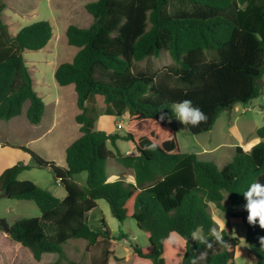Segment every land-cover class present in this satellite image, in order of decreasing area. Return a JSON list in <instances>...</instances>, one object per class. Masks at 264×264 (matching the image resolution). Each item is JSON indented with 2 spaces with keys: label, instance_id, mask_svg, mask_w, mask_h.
<instances>
[{
  "label": "trees",
  "instance_id": "obj_1",
  "mask_svg": "<svg viewBox=\"0 0 264 264\" xmlns=\"http://www.w3.org/2000/svg\"><path fill=\"white\" fill-rule=\"evenodd\" d=\"M5 7L0 0V120L20 115L29 102L27 117L38 124L46 103L34 87L24 52L46 47L53 25L40 20L12 35L2 18ZM85 7L94 20L88 27H67V41L78 50L72 61L61 62L55 70L59 85L75 87L82 134L66 149V167L21 146L34 163L19 162L0 174V192L32 200L41 211L39 217L17 219L9 237L28 248L36 261L58 253V260L44 264H59L69 240L85 239L90 249L112 239L105 217L98 228L89 220L98 200L105 199L114 217L135 219L147 234L150 244L134 248L141 262L190 264L203 252L206 259L201 264H235L241 241L226 229L224 245L213 241L208 248L191 238L200 230L212 240L210 228L217 222L209 203L214 202L242 219L256 264H264V227L248 223L242 194L250 183L264 181V126L257 131L258 143L250 150L237 146L234 158L219 167L182 151L171 114L173 103L191 99L208 117L198 126L186 125L199 134L211 130L224 109L261 94L264 0H95ZM162 51H168L175 63L165 66L160 76L150 68L137 69V62ZM103 112L118 117L129 112L126 135L97 130L96 119ZM161 113L172 118L160 120ZM119 138L133 142L139 154H122ZM153 141L159 147L145 151ZM110 157L132 169L135 181H109ZM33 166L50 167L66 196L58 198L32 180L18 178ZM81 172L88 173L86 185L74 180ZM173 233L182 244L169 253ZM109 253L105 250L103 259H92L93 264H110Z\"/></svg>",
  "mask_w": 264,
  "mask_h": 264
},
{
  "label": "rangeland",
  "instance_id": "obj_2",
  "mask_svg": "<svg viewBox=\"0 0 264 264\" xmlns=\"http://www.w3.org/2000/svg\"><path fill=\"white\" fill-rule=\"evenodd\" d=\"M91 1L95 0H4L6 7L2 18L12 35L24 26L40 20L51 22L54 35L45 48L24 52L34 87L43 97L46 109L38 124L31 123L27 117L29 102L24 104L20 115L10 120H0V174L19 162L31 165L34 163L30 154L21 146H26L43 158L53 160L62 166L65 145H69L81 136L80 125L76 121V115L80 112L77 92L74 85H59L55 78V70L61 62L72 61L78 50L67 41V27L71 24L88 27L93 22L92 14L85 7ZM174 63L170 53L162 51L160 56L137 62L136 66L137 69L156 70L160 76L165 66ZM261 85L262 90L258 97L249 103H237L230 109H224L209 131L193 134L186 125L174 119L172 126L177 133L182 151L196 153L199 159L214 162L222 167L234 158L237 146L250 150L261 140L257 131L264 126V83ZM97 118L95 126L97 130L106 131L111 135H126L128 114L118 117L103 112ZM120 122L124 127H118ZM117 143L123 152L133 146L131 141L124 138L117 139ZM108 147L115 150L111 142L108 143ZM117 164L116 158L110 160L109 175L118 172L115 171ZM130 172L128 170V175L132 174ZM19 175V179L32 180L58 198L67 194L64 185L55 177L50 167L33 166ZM87 177V172H81L74 176V180L86 185ZM1 194L2 192H0V217L5 218L10 225L20 218L41 215L40 208L34 201L3 197ZM225 203H228V200H225ZM209 211L217 225L240 238L241 242L236 248L235 264H256V257L250 251L247 240V226L242 219L223 212L214 202L209 203ZM102 216L105 217L112 232V239L90 249H87L88 242L85 239L69 240L65 257L60 258L59 264H72V262L93 264L92 259L97 262L103 259L105 250L110 252L108 258L110 264H145L135 254L134 248L135 246L145 248L150 243L147 234L137 226L136 220L127 218L120 221L113 216L109 203L105 199H99L98 207L89 213L93 228L101 225ZM197 232L202 234L200 230ZM179 238L176 233L172 234L167 244L169 253L176 251L182 244ZM58 259L59 254L52 253L45 255L41 261H36L28 248L12 240L0 226V264H44Z\"/></svg>",
  "mask_w": 264,
  "mask_h": 264
},
{
  "label": "clouds",
  "instance_id": "obj_3",
  "mask_svg": "<svg viewBox=\"0 0 264 264\" xmlns=\"http://www.w3.org/2000/svg\"><path fill=\"white\" fill-rule=\"evenodd\" d=\"M171 114L177 120L182 122L184 125L198 126L201 122L207 120V114L202 110L201 107L195 105L191 99H183L177 101L171 106ZM167 113H161L160 120H164ZM159 147V144L155 141L145 146V151H155ZM243 196L246 203L243 208L247 211V221L249 224L258 223L264 227V181L256 180L248 185L243 191ZM210 235L212 240L205 235H202L196 231L191 233V238L195 241H199L201 244L208 248L212 247L213 241L219 245H224L225 239L223 235V228L217 225L214 221V226L210 228ZM261 244L264 245V237H261ZM206 259L205 254L200 252L197 256L193 257L190 264H201Z\"/></svg>",
  "mask_w": 264,
  "mask_h": 264
},
{
  "label": "crops",
  "instance_id": "obj_4",
  "mask_svg": "<svg viewBox=\"0 0 264 264\" xmlns=\"http://www.w3.org/2000/svg\"><path fill=\"white\" fill-rule=\"evenodd\" d=\"M45 48V47H44ZM128 114V116H129V112H126L123 116H126ZM122 116V117H123ZM97 120H98V118L96 119V122H97ZM95 126H96V123H95ZM82 134V133H81ZM6 144V143H5ZM4 144V145H5ZM71 144V143H70ZM69 144V145H70ZM132 144H133V146L132 147H130L129 148V150H126V152H123V150L122 149H120V147H118L119 148V150H120V152L122 153V154H124V155H137V154H139V151H138V149H137V147H136V145L132 142ZM69 145H65V147L64 148H66L67 149V147L69 146ZM117 146H119L118 145V143H117ZM63 148V147H62ZM110 148V147H109ZM66 149H63V155H64V152H65V156L64 157H62L63 158V161H64V164L62 165L63 167H66V165H67V162H66ZM111 149V148H110ZM111 159H114V157H110L109 159H108V161H107V174H108V167H109V165H110V160ZM66 163V164H65ZM65 165V166H64ZM117 168L115 169V171L117 172V173H115V174H112V175H109L108 174V180L109 181H113V180H115V179H118V178H121V177H125L126 179H127V181H135V177H134V174H133V171H132V169H130V168H126V167H124L121 163H119L118 162V164H117V166H116ZM128 170L129 171H131L130 172V174L131 175H128ZM21 174V173H20ZM18 176H20V175H18ZM19 178V177H18ZM66 196V195H65ZM62 198H64V197H62Z\"/></svg>",
  "mask_w": 264,
  "mask_h": 264
},
{
  "label": "water",
  "instance_id": "obj_5",
  "mask_svg": "<svg viewBox=\"0 0 264 264\" xmlns=\"http://www.w3.org/2000/svg\"><path fill=\"white\" fill-rule=\"evenodd\" d=\"M260 83L263 84L264 83V80L263 78L260 79ZM1 196L5 197V196H8L6 193H3L1 194ZM0 226L5 230V232L7 234H9V231H10V224L7 222V220L5 218H1L0 217Z\"/></svg>",
  "mask_w": 264,
  "mask_h": 264
},
{
  "label": "built area",
  "instance_id": "obj_6",
  "mask_svg": "<svg viewBox=\"0 0 264 264\" xmlns=\"http://www.w3.org/2000/svg\"><path fill=\"white\" fill-rule=\"evenodd\" d=\"M118 127H119V128L124 127L123 124H122V122H120V123L118 124ZM59 181H60V180H59Z\"/></svg>",
  "mask_w": 264,
  "mask_h": 264
}]
</instances>
